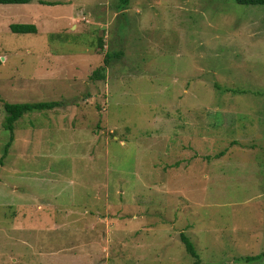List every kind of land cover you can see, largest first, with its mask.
<instances>
[{
    "label": "rangeland",
    "instance_id": "1",
    "mask_svg": "<svg viewBox=\"0 0 264 264\" xmlns=\"http://www.w3.org/2000/svg\"><path fill=\"white\" fill-rule=\"evenodd\" d=\"M37 101L60 104L14 122L0 264H192L181 233L264 264L242 259L264 250V5L1 3L0 156L4 102Z\"/></svg>",
    "mask_w": 264,
    "mask_h": 264
},
{
    "label": "trees",
    "instance_id": "2",
    "mask_svg": "<svg viewBox=\"0 0 264 264\" xmlns=\"http://www.w3.org/2000/svg\"><path fill=\"white\" fill-rule=\"evenodd\" d=\"M32 0H0V4H25L29 3ZM130 0H119V7L121 10L127 8ZM240 4L255 5L260 4L264 5V0H234ZM10 31L14 33H35L36 27L34 24L30 23H10ZM121 51L111 52L106 51L103 58V66L101 68H96L92 71L91 79H103L105 74L103 73L106 70V66L109 64V60L113 56H119ZM101 71V72H100ZM60 104L59 101H37V102H22V103H8L4 102V109L7 113L5 117V128L10 131V137L6 143L3 153L0 156V163H2L3 157L5 156L9 145L13 139V128L14 122L19 119L24 113L32 111H41L46 109H52ZM180 240L182 241L186 252L194 259L192 264H204L199 258L198 253L194 247L193 242L186 236L185 233L180 234ZM264 258V250L255 255H247L242 257L245 261H254Z\"/></svg>",
    "mask_w": 264,
    "mask_h": 264
},
{
    "label": "crops",
    "instance_id": "3",
    "mask_svg": "<svg viewBox=\"0 0 264 264\" xmlns=\"http://www.w3.org/2000/svg\"><path fill=\"white\" fill-rule=\"evenodd\" d=\"M71 27H74V26H71ZM51 68V67H50Z\"/></svg>",
    "mask_w": 264,
    "mask_h": 264
}]
</instances>
